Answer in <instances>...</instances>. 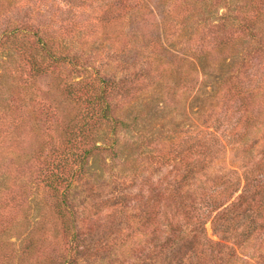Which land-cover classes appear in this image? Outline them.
Segmentation results:
<instances>
[{"label":"trees","instance_id":"1","mask_svg":"<svg viewBox=\"0 0 264 264\" xmlns=\"http://www.w3.org/2000/svg\"><path fill=\"white\" fill-rule=\"evenodd\" d=\"M4 2L0 49L13 72L0 73V264H103L111 256L130 264L136 233L145 238L138 264H264V0H232V16L218 27L219 46L255 42L236 68L192 71L190 56L158 35L113 45L121 54L113 73L88 72L81 48L10 19ZM47 75L54 84L44 91L36 79ZM191 93L201 101L198 126L177 120L189 118L183 106L182 114L160 109L157 128L155 94L168 108ZM96 164L127 173L116 192L124 230L115 254L93 248L97 227L76 193ZM17 217L24 232L12 241Z\"/></svg>","mask_w":264,"mask_h":264},{"label":"rangeland","instance_id":"2","mask_svg":"<svg viewBox=\"0 0 264 264\" xmlns=\"http://www.w3.org/2000/svg\"><path fill=\"white\" fill-rule=\"evenodd\" d=\"M4 1L2 12L4 8L13 9L10 19L39 25L52 33L55 42L66 44L71 51L77 47L81 48L84 58L89 62L90 73L105 70L113 73V70H117L121 54L113 45L127 41L137 45L157 40L160 36L167 48L178 56H190L193 63L190 69L196 72H227L236 68L242 58L249 56V51L255 43L252 40L237 38L232 39L231 44L227 46H219L218 43L222 39L218 37L217 30L220 25H227L225 15L232 16V0H122L125 3L130 2L131 8L126 9H121L120 0ZM0 23H4L3 18ZM14 24L17 25L18 22ZM105 26L108 27L107 30L103 29ZM60 30L65 31L61 33ZM10 64L11 59L0 49V73L13 72L9 68ZM53 84V78L49 75L36 79V85L44 91L51 90ZM209 86L207 84L208 91L211 88ZM199 89L200 81L196 83L194 93ZM194 93H191L188 99L179 97L170 101L168 108L163 107L161 97L155 94L151 104L153 103L155 112L158 111L155 120L157 128H162L163 124L160 109L166 112L176 107L182 114L185 112L183 106L190 108V120L182 117H177V120L183 119L186 122L185 128L198 126L201 101L200 98L196 99ZM65 110L64 107V112ZM172 114L167 113L166 116L170 118ZM107 163L112 164L109 160ZM98 164L91 167L88 181L79 185L76 193L80 202L89 207V218L91 217L97 227L93 235L88 237L94 241L93 248H108L115 254L119 250L118 238L124 230L116 205V192L118 187L122 186L127 173L121 176L117 165H114L112 175L102 173ZM127 182L126 184H129L128 180ZM26 210L30 217V226L35 227L37 215L30 211L29 205ZM205 230L207 237L214 241L217 239L209 223L206 224ZM23 232L24 221L17 217L10 232L11 240L17 241ZM132 239L134 254L129 263L138 264L139 256L144 250L145 238L136 233ZM103 264L121 263L111 256L104 260Z\"/></svg>","mask_w":264,"mask_h":264}]
</instances>
